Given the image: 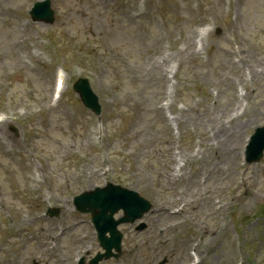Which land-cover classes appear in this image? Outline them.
Instances as JSON below:
<instances>
[{
	"label": "rangeland",
	"instance_id": "obj_1",
	"mask_svg": "<svg viewBox=\"0 0 264 264\" xmlns=\"http://www.w3.org/2000/svg\"><path fill=\"white\" fill-rule=\"evenodd\" d=\"M96 25H97V29H99L100 31L103 32V29H104L106 23L103 22V21H101V22H97ZM255 171H256V173H258V172H259V169L256 167ZM259 184H264V175H261L260 183H259ZM153 194H154V193H153ZM154 195H155V194H154ZM249 198H250V199H254V196H250Z\"/></svg>",
	"mask_w": 264,
	"mask_h": 264
}]
</instances>
